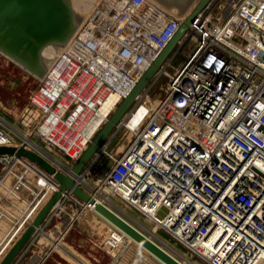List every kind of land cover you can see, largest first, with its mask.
<instances>
[{"label": "built area", "instance_id": "obj_1", "mask_svg": "<svg viewBox=\"0 0 264 264\" xmlns=\"http://www.w3.org/2000/svg\"><path fill=\"white\" fill-rule=\"evenodd\" d=\"M214 1L76 183L114 212L116 199L205 264H264V0H240L223 21ZM182 22L149 0H98L30 97L39 111L31 136L0 116V147L43 155L36 139L72 167ZM125 130L128 147L114 157ZM104 156L114 165L102 175ZM17 164L44 183L43 193L56 188L15 155L0 156V184ZM122 241L111 231L110 252Z\"/></svg>", "mask_w": 264, "mask_h": 264}, {"label": "water", "instance_id": "obj_2", "mask_svg": "<svg viewBox=\"0 0 264 264\" xmlns=\"http://www.w3.org/2000/svg\"><path fill=\"white\" fill-rule=\"evenodd\" d=\"M213 1L200 0L195 10L185 19L183 18L175 37L128 97L118 106L81 158L72 167L67 169L60 164L59 170L34 152L23 148L0 147V156L15 155L26 158L53 177L59 184L58 191L35 214L20 237L7 250L0 264H15L17 262L30 241L55 209L59 207L65 196H74L84 205L92 206L96 212L103 209L107 210L106 206L105 208L87 191L82 189L76 183V179L82 175L95 154L106 143L114 129L133 107L138 96L146 89L178 43L184 38L191 24ZM76 28L75 13L70 0H0V54L10 58L13 63L36 77L43 78L46 72L43 59L44 49L49 46L57 48L65 46L73 36ZM130 137L128 131H123L115 140L109 152L114 157H118L120 152L116 149L119 140L124 138L123 145L118 150L123 148V151H125ZM65 160H69V158L65 157ZM113 165L114 161L104 156L99 167L102 170V175L107 173ZM43 192L44 183L21 164L15 165L8 177L0 184V249L22 220L26 218L36 201L43 195ZM166 213L167 210L163 208L158 214V219H162ZM155 261L159 263L158 260ZM174 264L182 263L175 261Z\"/></svg>", "mask_w": 264, "mask_h": 264}, {"label": "crops", "instance_id": "obj_3", "mask_svg": "<svg viewBox=\"0 0 264 264\" xmlns=\"http://www.w3.org/2000/svg\"><path fill=\"white\" fill-rule=\"evenodd\" d=\"M81 1L82 3H80ZM154 1L157 2L158 5L164 8L167 12L172 14H190L194 11L195 4L198 2V0ZM75 4L80 7L78 9L82 10L86 6V0H76ZM88 7L89 9L93 8L92 6ZM51 49L53 50L54 48ZM55 55L53 54L51 57H48L50 63L52 62ZM10 63L11 61L9 59L3 56L1 58L0 56V64L1 66L3 65V68L4 66H9ZM16 68V70H20V72L22 71L21 68L17 66ZM39 80L36 81L37 85ZM14 81L16 82V80L12 77L10 83ZM27 107H29V101L28 105L22 108L19 106L17 101L14 109L8 110L7 117L3 113L2 114L4 116L2 114H0V116L3 117V119L11 128L21 134L18 127L22 129V125H24V122L28 120V118L23 119L26 114L23 115L22 113ZM11 115H14V117ZM101 118H103V116H101ZM61 163L65 166V162ZM53 164L58 165L54 162ZM55 189L47 190L36 201L35 205L25 218L26 222H24L23 225H21L22 222L20 223L19 227L11 234L8 241L0 249V261L3 259L7 250L11 248L14 242H16V240L23 233L35 214L53 195ZM64 200L65 201H61L59 207L55 209L53 214L43 224L42 228L36 233L15 264H159L155 261L156 258L150 252H148V250L138 245L119 246L111 253V250L107 245V241L111 231L113 232L114 230L102 222L95 213L90 212L88 208H84L85 205L78 199L67 195L64 197ZM113 210H115L119 215H121L137 229L147 235L144 228L140 227L138 222L132 219L130 215L114 208ZM119 236L122 237L120 234ZM149 238H151L158 245L166 248L180 260L187 262V260L178 252L176 247L177 245L175 243V246L173 245L175 247L174 250L171 247L163 245V243L156 238H152L151 236H149ZM162 238L165 241H168L166 240L167 238ZM123 239L124 241L122 242H125V238ZM168 242L171 243L170 241Z\"/></svg>", "mask_w": 264, "mask_h": 264}, {"label": "rangeland", "instance_id": "obj_4", "mask_svg": "<svg viewBox=\"0 0 264 264\" xmlns=\"http://www.w3.org/2000/svg\"><path fill=\"white\" fill-rule=\"evenodd\" d=\"M75 1L76 0H70L71 5L74 9V13L76 14V18H77L76 24H78L77 26H80L81 23L83 22L82 20H84L86 15L89 14L93 10V8L89 9L88 6L94 7L98 0H86V6L83 4L85 6V8H83V9L81 8L82 10L78 9L80 7L77 5L78 3L75 4ZM239 1L240 0H235L234 1L235 4L233 6V2L231 3L228 0H215L213 3V5H214L213 10L215 11L217 18L220 19V21L228 19L231 15H233L235 8L238 5ZM231 4H232V6H231ZM176 14H177L176 16H180V18L184 17L186 15L184 13H176ZM77 29H78V27H77ZM51 48L52 47L48 48L44 52L45 53L44 54V58H45L44 62H46L45 67L47 66L48 57H51L54 54V49L52 50ZM51 52H52V54H51ZM50 54H51V56H50ZM1 58H2V56H1ZM11 64L12 63H10L9 66H6V67L4 66V68L2 67L3 65L1 66V64H0V70H1V77H0V114L3 113L6 117L8 114V110L14 109L15 105L17 104V101H18L19 106L21 108L26 107L28 105V101L30 100L31 95L33 94V92L38 87L36 81L39 80V77L32 76L31 74L26 73L23 70L21 71L22 72L21 73L20 70H16L17 68L14 64H12V65ZM12 77L16 80V82L14 81V82L10 83V80ZM15 100H17V101H15ZM15 102H16V104H15ZM24 110L22 113H23V115L26 114V116L23 117V119L28 118V120L26 122H24V125H22L23 126L22 129H20V127H18V128H19V132L21 134H25L26 136L29 137V136H31V133H32L33 129L35 128L36 120H37L39 115H37V113H34V111L31 109L29 110V107H27ZM14 115H11V116L14 117ZM20 139L21 138L19 137L17 140L19 141ZM33 141L36 144H38V148L41 150L40 152H42L41 154L44 155V156L42 155L43 157H45L48 160L49 159L54 160V161H51V160L50 161L57 163V164H62L61 162H65V167L67 169L70 168L69 160H65V158H63L56 150H53L51 148H47L46 145H44L40 141H37L36 139H33ZM123 141H124V138L119 140L118 147L116 149L120 153L122 152L123 148L120 150H118V148H120L123 145ZM120 153H118V154H120ZM62 166H63V164H62ZM113 201L117 204V207L120 209V211L130 215L132 217V219H134L135 221L138 222V225L140 227L144 228L148 237L151 236L152 238H156L159 241H161L163 243V245H165L167 247H171L175 250L174 242L171 241L167 236H165L164 233H162L161 231L155 232V227L151 223H149L147 220H145L141 215H139L138 213H136L135 211H133L131 209L126 208L125 205L119 203L116 199H113ZM24 222H26V219L22 220L21 225H23ZM18 227L19 226H17V228ZM161 236L164 238H167L166 240L170 241L172 243V245L168 241H165ZM122 244L124 245L125 242H122ZM176 247H177L178 252L189 263H191V264H205L204 262H201L197 258L192 257L190 254H187V252L182 247H180L178 245Z\"/></svg>", "mask_w": 264, "mask_h": 264}, {"label": "bare ground", "instance_id": "obj_5", "mask_svg": "<svg viewBox=\"0 0 264 264\" xmlns=\"http://www.w3.org/2000/svg\"><path fill=\"white\" fill-rule=\"evenodd\" d=\"M150 2L152 3H157L155 2L154 0H149ZM200 0H198V2L195 4V7H194V10L195 8L197 7L198 3H199ZM230 1L231 3L233 2V6H234V1L235 0H228ZM76 2V1H75ZM82 3V1L80 2ZM158 4V3H157ZM232 6V4H231ZM237 7V6H236ZM205 10V9H204ZM174 15H177L175 13H173ZM191 14V13H190ZM190 14H186L187 16L190 15ZM187 16H184V19L185 17ZM177 17V16H176ZM75 18H76V14H75ZM224 19V18H223ZM83 21V20H82ZM223 21V20H222ZM78 25V24H77ZM79 27V26H77ZM77 29V28H76ZM76 32V30H75ZM74 32V33H75ZM54 48V54L57 53L58 49L57 47H54V46H49L47 48L44 49L43 51V59L45 61V58H44V52L48 49V48ZM1 55V54H0ZM3 56V55H1ZM7 59L10 60V58L6 57V56H3ZM11 61V60H10ZM12 64H14L15 66L21 68L23 71H25L26 73H29L30 72H27L26 70H24L21 66H18L17 64L13 63L11 61ZM46 63V62H45ZM50 61L48 60L47 61V65H49ZM32 75V74H31ZM34 76V75H32ZM36 77V76H35ZM42 79V78H40ZM34 113H37V115H39V111L38 110H33ZM108 122V121H107ZM99 123V122H98ZM129 141V140H128ZM123 151V150H122ZM122 153V152H121ZM120 153V154H121ZM37 154V153H36ZM119 154V155H120ZM40 155V154H38ZM42 156V155H40ZM43 157V156H42ZM44 159H46L45 157H43ZM47 161H49L52 165L56 166V167H60V165H55L53 164V162H51L50 160L46 159ZM64 166V165H63ZM102 172V170H101ZM55 181V180H54ZM57 183V182H56ZM57 188L54 190V193L56 191H58V188H59V184L57 183ZM53 193V194H54ZM66 197V196H65ZM74 197V196H73ZM75 198V197H74ZM77 199V198H76ZM79 200V199H78ZM80 201V200H79ZM81 202V201H80ZM99 203V202H98ZM101 204V203H100ZM103 205V204H102ZM89 205H85V208H88L90 210V212H93L95 213L98 218H100V220L102 222H104L105 224H107L109 227H111L114 231L116 230L117 232H119V234L125 238V244H129L130 245H138V246H142L144 247L146 250H148V252H150L155 258L156 260L159 261V263L161 264H174L175 261L178 262L180 261L182 264H191L189 263L188 261L185 262V261H182L180 260L178 257H176L174 254H172L171 252H169L166 248L158 245L157 243H155L152 239H150L147 235H145L142 231L138 230L135 226H133L130 222H128L125 218H123L121 215H119L118 213L112 211L109 207H107L106 205H103L104 207L106 206L107 207V210L105 211V209L101 210L100 212H96L94 210V208H89L88 207ZM105 207V208H106ZM156 232V230H155ZM153 257V258H154ZM202 262V261H201Z\"/></svg>", "mask_w": 264, "mask_h": 264}]
</instances>
